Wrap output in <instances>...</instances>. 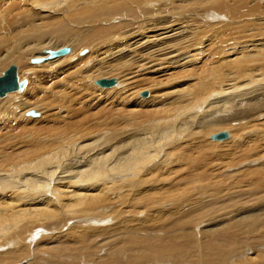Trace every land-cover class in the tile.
Listing matches in <instances>:
<instances>
[{"label": "bare ground", "instance_id": "bare-ground-1", "mask_svg": "<svg viewBox=\"0 0 264 264\" xmlns=\"http://www.w3.org/2000/svg\"><path fill=\"white\" fill-rule=\"evenodd\" d=\"M224 1L230 0H0V76L10 63L18 66L10 64L18 81L32 70L28 84L0 96V122L43 109L39 119L47 127L46 140L0 160V264H264V119L257 118L264 111V7L239 0L249 8L230 11ZM177 8L202 9L205 21L227 9L236 22L227 17L207 29L197 15L188 24L180 17L170 34L148 21L149 13L178 16ZM245 13L251 20L240 25L252 34L234 27ZM142 33L149 45L134 40ZM134 41L143 53L127 48ZM67 44L70 55L69 48L49 57L48 50ZM87 45L89 53L78 56ZM120 46L117 65L107 67L101 49ZM154 53L163 59L156 62ZM151 60L156 78L128 69L120 83H96L106 72ZM166 71L170 82L161 78ZM143 74L138 83L132 79L140 84L134 89L152 88L150 95L130 97L152 109L135 123L126 124L124 110L109 121L87 114L92 82L103 94ZM24 118L17 124L37 123ZM216 125L227 136L209 141ZM249 126L256 130L244 136ZM119 127L128 135L117 136ZM110 136L118 139L108 144ZM218 157L228 164L256 158L235 176L207 168ZM184 167L199 170L201 179H186Z\"/></svg>", "mask_w": 264, "mask_h": 264}, {"label": "rangeland", "instance_id": "rangeland-1", "mask_svg": "<svg viewBox=\"0 0 264 264\" xmlns=\"http://www.w3.org/2000/svg\"><path fill=\"white\" fill-rule=\"evenodd\" d=\"M223 1V0H222ZM235 1V2H234ZM232 2V3H231ZM234 2V3H233ZM261 3L260 5L259 4H257V3ZM256 4L258 5V6H256L257 8L260 6L261 8L262 7H264V0H256ZM224 3L225 4H227V5H225L226 6V8H228L229 6H232L229 10L231 11V9L233 8L235 11H243V10H245L246 8H249L248 7V3H244V5L243 4H241L242 6H244L243 8H245V9H240L241 8V5H240V3H239V0H238V2H237V0H230V1H227V2H225L224 1ZM237 4V5H236ZM239 5V6H238ZM250 6V5H249ZM209 9H211L210 10V14H211V12H212V15L213 14H216L215 12L216 11H214L215 9H214V6H211ZM209 9H206V10H209ZM232 9V10H233ZM200 10H202V9H200ZM200 10L198 11V12H196V13H193V12H190L189 10H180V8H177V9H175V11H174V13L175 12H177L178 13V16L177 15H173V17H171L170 15H162L163 13L162 12H160V14L158 13V12H156V13H149L148 14V17H150L151 16V14H152V16H151V18L148 20V21H151V20H153V21H151L152 23H154V24H156V25H158V27L157 28H159V26H165V31L167 32V33H170L171 34V32H172V29H173V27L175 26V21H174V19L176 20V18H178V19H180V17H181V19H184V21H186L187 22V20H188V22L189 23H191V21L192 20H190V18L191 19H197L198 17H199V23H204L205 25L204 26H206V25H208V23L210 24H214L215 23V25L217 24H221L220 22H223V23H225V22H227V17H230L231 18V20H232V22H233V20L235 21V19H232V16L230 15V12H229V10H223V11H221V13H219L220 15H218V16H216V18H214V20H206L205 21V19L206 18H203V17H205L204 15L203 16H201L200 14H201V12H200ZM184 12V13H182L181 14V12ZM234 11V12H235ZM218 12V11H217ZM165 13V12H164ZM180 13V14H179ZM198 13V14H197ZM257 15H260V10H256V12H255ZM158 14V15H157ZM235 14V13H234ZM188 15V16H187ZM192 15V16H191ZM194 15H197L196 17L194 16ZM201 17H200V16ZM170 16V17H169ZM244 16V17H243ZM242 16V18L240 17V18H236V20L239 22V25L241 24V25H243V22L246 20V21H249V18H250V20H251V17H250V15H247L246 13H245V15H243ZM246 16V17H245ZM249 16V17H248ZM261 16H263V15H261ZM159 17V18H158ZM183 17V18H182ZM185 17L187 18L186 20H185ZM195 17V18H194ZM253 17H255V16H253ZM201 18H203V19H201ZM155 19V20H154ZM161 19V20H160ZM240 19V20H239ZM243 19H245V20H243ZM190 20V21H189ZM117 21V20H116ZM126 21H129V20H127L126 19ZM166 21V22H165ZM204 21V22H203ZM113 22H115V20H113ZM117 22H119V23H121L122 24V22H125V20L124 19H119ZM132 22H134L135 24H137V22H139V24L140 23H143L144 21L143 20H137V19H135L134 21H132ZM151 22H149V23H151ZM188 22H187V24H188ZM207 22V23H206ZM236 22V21H235ZM258 23H260V22H258ZM186 23H185V25H187ZM239 25H237L236 24V26H234L235 28H237L238 29V33L239 34H247V33H249V34H252V33H250L253 29H249L248 28V30H242V29H247V27H245V28H243L241 25L239 26ZM255 25H259V24H255ZM255 25H252V26H248V27H255ZM196 25H195V23L194 24H192V25H190V30L192 31L193 29H194V27H195ZM259 26H261V25H259ZM259 26H256V27H259ZM262 26H263V32H262V37H261V41L259 42L260 44H261V42H262V40H263V36H264V23H262ZM206 28L208 29V26H206ZM204 30H205V28H204ZM209 33L210 34V31H206V33ZM243 32V33H242ZM207 33V34H208ZM237 32L235 33V34H233V36H235L236 34H238ZM143 35H137L136 34V36L134 35L133 37H134V40H137V39H140L139 40V42H142V43H145V40H146V35L147 34H144V33H142ZM203 34H205V31H204V33ZM148 35H151V34H148ZM136 37V38H135ZM143 37V38H142ZM135 42H136V44H135ZM137 42L138 41H134V44L132 45V46H127V48L128 49H134V54H140V53H143V51H140L141 50V43H139V44H137ZM124 44H127V42H124L123 43V46H124ZM146 45H149L148 43H145ZM137 45V46H136ZM64 46H67V47H69L70 48V50H71V52L70 53H68L67 55H70L71 53H72V46L70 45V44H67V45H64ZM64 46H62V47H64ZM123 46L121 47H119V48H117V49H112V51L111 52H109V51H104V49H101V53H100V56L102 57V58H105L106 57V64H107V67L108 66H111V67H114L115 66V64L117 65V62H116V60H117V57H115L116 58V60H115V58H114V56H117L118 54H120V53H122V48H123ZM59 48H61L60 46H59ZM50 49V48H49ZM56 49H58V48H56ZM56 49H53V50H56ZM81 49V50H80ZM79 50H78V56H80L79 55V53H80V51H82V50H87V54L89 53V51H90V46L89 45H87V46H83L82 48H80ZM107 50H109V49H107ZM116 50L118 51V52H116ZM113 51H114V54H113ZM125 51V50H124ZM104 52H106V53H104ZM109 52V53H108ZM116 52V53H115ZM136 52V53H135ZM140 52V53H139ZM166 52V51H165ZM111 53V54H110ZM33 54H35V52L33 53ZM117 54V55H116ZM154 54H156V53H154ZM158 54V55H157ZM156 55H154L153 57H152V59H155V61L157 62V61H159L160 59H163V57H164V55H162V54H159V53H157ZM173 54H178V53H173ZM66 55V54H65ZM64 55V56H65ZM86 55V54H85ZM84 56V55H83ZM83 56H80V57H83ZM156 56V57H155ZM60 57H62V56H60ZM136 57H138V56H136ZM161 57V58H160ZM54 59H56V58H54ZM54 59H50V60H54ZM43 60H45V59H42V61ZM74 60V59H73ZM104 60V61H105ZM115 60V61H114ZM131 60V59H130ZM46 61H49V60H46ZM108 61L110 62V63H108ZM111 61H113V62H111ZM152 61V62H151ZM150 61V63H148L149 65H147V64H142V65H140V66H137V67H134L132 64H130L129 66H124V68L123 69H127V70H123L122 68H118V70H115V72L114 73H110V72H106L105 74H104V76L102 75V76H98V77H96L95 78V80H97V79H101V78H107V79H109V78H113L114 80H116L118 83H120L121 82V80L123 79V74H124V72H128V69L131 71V70H133L134 71V74L135 75H139V74H142L143 72H145V73H147L146 71H148V76L147 77H149V78H156L157 76L155 75H153V77H150V76H152V74L153 73H158V71L156 70V68L158 67V64L157 65H153V63H154V61L153 60H151ZM45 62V61H44ZM10 63V62H9ZM10 64H13V63H10ZM9 64V65H10ZM106 64H103V66L105 65L106 66ZM114 64V65H113ZM9 65H7L6 67L4 66L3 68H2V72H1V74L4 72V70H6L7 68H8V66ZM13 65H15V64H13ZM120 64H118V66H119ZM137 65H139V63L137 64ZM16 67H17V70H18V66L17 65H15ZM117 66V67H118ZM122 66V65H121ZM142 66V67H141ZM147 66H150V67H147ZM133 68V69H132ZM146 68H147V70H146ZM185 67L183 66V67H181L180 69H177V72L179 71V70H183ZM138 69V70H137ZM165 69H167V67L165 68ZM137 70V71H136ZM30 71H32L31 69H27L26 70V72L27 73H25L26 74V77L24 76V80H26V82H27V84H28V77H29V73H30ZM34 72V71H33ZM150 72H153V73H150ZM109 73V74H108ZM138 73V74H137ZM149 73H150V75H149ZM170 73V72H169ZM166 74H168V71H166V72H162L161 73V78H164V80L165 81H171L172 79H173V77L172 76H166ZM91 77V76H90ZM143 77H145L144 76V74H143V76L141 77V76H136L135 77V79H137V80H135L134 78H131V79H129V81L128 82H131L132 81V83H129V84H127V82H126V84L123 86V85H121L120 84V88H117V89H113L112 91H108V90H106L107 92L105 93V91H104V95L105 96H103V94H101L102 93V91H98V89L100 88L96 83H93L92 82V84L90 85V96H89V106L87 105V107H86V111H87V114L89 115V116H91L90 114L92 113L93 115H97L96 117H100L101 118V116H103V117H106V118H104V119H102V120H105L106 119V121H107V118H108V121L113 117V115L112 114H114V113H120V112H122L123 113V110L125 111V113H127V114H130L128 117H127V120H126V124L127 123H130V124H132V123H135V120H134V117H136V121L138 120V118L141 116V114L143 113V112H145V111H147V110H150V109H152L151 107H146V106H142V107H139V105H140V103H138V101H136L135 99H133V98H131V97H134L135 96V98H136V96L138 97L139 95H140V93L142 92V91H148L149 92V95H150V92H151V90H152V88H147V87H143L144 89H142L140 92H137L135 89L138 87V86H140V84L138 85V86H136V83H138V82H140V78H142L143 79ZM92 78V77H91ZM19 79V78H18ZM120 79V80H119ZM136 82H134L133 80ZM94 80V81H95ZM131 80V81H130ZM89 82H90V80H89ZM175 82H179V81H175ZM174 82V83H175ZM26 84V85H27ZM134 85H135V87H134ZM97 86V87H96ZM125 86H129L128 88H131L132 86V90L131 89H129V90H131L132 92H130ZM26 87V86H25ZM95 87V89H93ZM125 87V88H124ZM168 87V86H167ZM92 88V89H91ZM101 88H103V87H101ZM111 88V87H110ZM135 88V89H134ZM97 89V90H96ZM106 89H108V88H106ZM120 89V90H119ZM121 89H127V90H125L126 92V94L128 95V98L129 99H131V100H129L128 98H126V96L127 95H125V93H123L124 92V90L122 91ZM92 90V91H91ZM117 90H119V92L117 91ZM94 91H95V93H94ZM17 92V91H16ZM99 92H101V93H99ZM121 92V93H120ZM117 93H119V95L117 94ZM132 93V95H130ZM95 94V95H94ZM106 94H108V95H106ZM26 98H27V94H23ZM96 95H97V97H96ZM100 95V96H99ZM107 96V99L105 98ZM94 97V98H93ZM104 97V98H103ZM140 98H145V97H141V96H139ZM3 98V97H2ZM96 98V99H95ZM147 98V97H146ZM15 99H19V97H15ZM113 102V103H112ZM148 103L149 102H145V105H148ZM93 104V105H92ZM150 104V103H149ZM109 107V108H108ZM118 107V108H117ZM116 108H117V112H116ZM108 109H111V110H108ZM113 109H114V111H113ZM29 111H34V112H36L37 114H36V116L37 117H33V116H27V113L29 112ZM29 111H27V112H25L24 113V116H23V114L21 113V111H19L18 112V115L17 116H15V117H9V116H7V115H5L4 117H5V120L4 121H1L0 122V153H4L5 154V156L4 157H2V158H0V160H5V159H7V158H12V157H14L15 155H17L22 149H23V147H24V145H26V144H28V143H31V142H33V141H44V140H46V137H47V134H45L44 132H45V129L47 128L46 126H45V124L42 122V121H40V117L42 116V112H43V109H32V110H29ZM91 111V112H90ZM111 111V112H110ZM128 111V112H127ZM204 111H205V109H204ZM208 111H209V109H208ZM113 112V113H112ZM206 113H208L207 111H205ZM20 113V114H19ZM106 113V114H105ZM110 114V115H109ZM259 115L257 116V118L259 119V121L262 123V119H264V111H262V112H260V113H258ZM20 115V116H19ZM88 115H87V117H88ZM105 115H109V116H105ZM111 115H112V117H111ZM126 116V115H125ZM19 117H22V118H31V119H33V121H36L37 123L36 124H32V123H29V124H26V125H24V126H22V125H18L17 124V121L19 120ZM260 117V118H259ZM24 118V119H25ZM87 119V118H86ZM86 119H85V121H86ZM90 119V118H89ZM14 121H15V123H14ZM264 121V120H263ZM101 122V121H100ZM15 124V125H14ZM233 124V123H232ZM14 126H17V127H14ZM122 127H124V125L122 126ZM122 127H119V128H117L115 131H114V133H117L118 135L117 136H121V135H123V134H126V135H128V130L127 129H123ZM98 128V127H97ZM216 128H217V130L216 131H214V132H212L209 136H208V140L209 141H212V139H211V136L213 135V134H215V133H218V132H223V131H225V132H228L227 131V128L225 127V126H223V125H216ZM101 129V128H100ZM249 129V130H248ZM98 129H95V130H93V131H96V132H93L92 130V132H89L88 134L90 135V137H96V134L97 133H99V132H104V130H105V128L103 129L102 128V130H100V131H97ZM256 130V127H254V126H249V127H247V128H245V129H243V131H242V133H243V135L244 136H247V135H252V133H254V131ZM91 133H92V135H91ZM114 133L112 134V135H114ZM118 138L117 137H112V136H110L108 139H107V141H108V144H111V143H113V142H115L116 140H117ZM223 141H225V140H222L221 142H223ZM218 142V141H217ZM220 142V141H219ZM218 142V143H219ZM261 153H264V149L262 150V152ZM260 153V154H261ZM256 157H254L253 159H250V160H248V159H244V160H242V161H240V162H238L237 164H234L233 163V161H232V163L231 164H228L227 163V161L226 160H224V159H221V157H218V158H211L209 161H206L207 163H209V166L207 167V168H209L210 170L211 169H215L214 171H213V173H215V174H217V172L218 173H222V174H226L227 175V172L228 173H230V172H233V171H235V172H233L232 174H230V175H238L243 169H245L246 167H248V166H250V165H252V163H253V160L255 159ZM263 160H264V156H263ZM242 162V163H241ZM182 172H183V175H184V177L186 178V179H189V178H194V179H201V175H200V173H199V170L198 171H192V170H190V169H188V168H186V167H184L183 169H182ZM225 172V173H224ZM56 173H58V172H56ZM172 176V175H171ZM200 184H202L201 182H200ZM194 185H190V186H188V188H190V187H192V189L194 190V189H197L196 187H193ZM0 188H2V187H0ZM224 193H226V192H224ZM224 206L222 205L221 206V208H223ZM229 209V208H228ZM44 233H47V234H49L50 232H46V231H43V234ZM35 242H36V240H35ZM25 262H27V260H25Z\"/></svg>", "mask_w": 264, "mask_h": 264}, {"label": "water", "instance_id": "water-1", "mask_svg": "<svg viewBox=\"0 0 264 264\" xmlns=\"http://www.w3.org/2000/svg\"><path fill=\"white\" fill-rule=\"evenodd\" d=\"M69 51V47L64 46L56 50H48L49 57H55L58 55L65 54ZM82 53H85V50L81 51ZM33 62H39L41 61V58H32ZM16 69L15 66L10 65L5 71L2 76H0V96H3L6 92L15 90L17 88H22L25 85V80L18 81V78L16 76ZM96 83L99 85L108 86L114 83L113 78H103L96 80ZM142 95H146V92H142ZM28 114L36 115L34 112L30 111ZM227 136V133L225 131L218 132L214 134V138H225Z\"/></svg>", "mask_w": 264, "mask_h": 264}]
</instances>
